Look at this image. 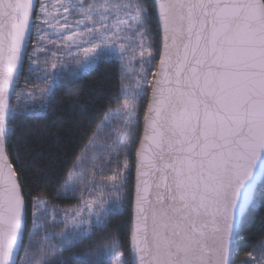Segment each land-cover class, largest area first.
Listing matches in <instances>:
<instances>
[{
    "label": "snow or ice",
    "instance_id": "snow-or-ice-1",
    "mask_svg": "<svg viewBox=\"0 0 264 264\" xmlns=\"http://www.w3.org/2000/svg\"><path fill=\"white\" fill-rule=\"evenodd\" d=\"M113 59L118 106L54 205L9 151L17 121ZM258 197L264 0H0V264H235Z\"/></svg>",
    "mask_w": 264,
    "mask_h": 264
},
{
    "label": "trees",
    "instance_id": "trees-1",
    "mask_svg": "<svg viewBox=\"0 0 264 264\" xmlns=\"http://www.w3.org/2000/svg\"><path fill=\"white\" fill-rule=\"evenodd\" d=\"M158 41V37H156ZM120 87L118 61L113 59L101 63L89 71L75 84L56 88V96L50 110L44 115L26 116L17 121V134L13 137L10 153L15 151L18 159L27 169L33 192L43 191L54 205L66 206L70 199H55L57 190L66 179L76 156L85 149L104 113L116 107L112 97ZM146 104V101H145ZM15 162V161H14ZM133 175L128 185L133 189ZM264 203L259 197L254 210L245 224L246 239L241 253L235 258L240 264L245 253L264 238ZM131 219L130 212L113 218L112 228L120 227V235L127 237ZM89 241L72 251H82ZM70 253L66 252L65 256Z\"/></svg>",
    "mask_w": 264,
    "mask_h": 264
},
{
    "label": "rangeland",
    "instance_id": "rangeland-1",
    "mask_svg": "<svg viewBox=\"0 0 264 264\" xmlns=\"http://www.w3.org/2000/svg\"><path fill=\"white\" fill-rule=\"evenodd\" d=\"M29 51H31V49H29ZM72 67H75L74 65L72 66ZM25 68H27V64H25ZM21 87H23L24 86V82H23V80H21ZM134 176V175H133ZM71 201H70V203L68 204V205H72V204H76V203H78V201H76V200H72V199H70Z\"/></svg>",
    "mask_w": 264,
    "mask_h": 264
},
{
    "label": "water",
    "instance_id": "water-1",
    "mask_svg": "<svg viewBox=\"0 0 264 264\" xmlns=\"http://www.w3.org/2000/svg\"><path fill=\"white\" fill-rule=\"evenodd\" d=\"M134 184H135V172H134V176H133V190H134ZM131 227V225H130Z\"/></svg>",
    "mask_w": 264,
    "mask_h": 264
}]
</instances>
